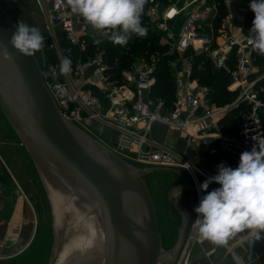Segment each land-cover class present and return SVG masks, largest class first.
I'll list each match as a JSON object with an SVG mask.
<instances>
[{
    "label": "built area",
    "instance_id": "obj_1",
    "mask_svg": "<svg viewBox=\"0 0 264 264\" xmlns=\"http://www.w3.org/2000/svg\"><path fill=\"white\" fill-rule=\"evenodd\" d=\"M156 1L148 0V3ZM35 3L46 31L45 47L35 55L44 85L61 118L83 131H92L94 125L111 133L115 143L107 140L106 145L130 162L186 171L195 187L197 205L203 195L198 191L196 170L184 153L154 137L156 126L183 138L197 159L218 157L221 164L233 168L238 166L242 152L250 151L258 140L264 139V73H259L254 65L258 53L248 43L249 34L244 26L245 17L254 16L250 3L236 17L225 4L227 14L215 36V3L169 0L171 5L163 12L158 31H163V23L166 25L185 15L177 37L168 45L170 53L175 54V60L170 63L171 104L151 97L156 85L155 56L137 57L129 68L116 72L102 48L104 43L112 42L93 30L81 16L73 14L66 0H35ZM179 3L182 6H176ZM233 51L235 67L229 69L227 61ZM202 52L208 55L215 70L230 76L232 83L227 90L236 92L237 97L229 105L217 106L209 98V90L193 78L192 58ZM64 57L72 61L69 76L59 73ZM261 58L264 60V56ZM242 105L249 110L240 114L237 132L225 134L223 121L230 111ZM194 238L192 229L173 264L188 263Z\"/></svg>",
    "mask_w": 264,
    "mask_h": 264
},
{
    "label": "water",
    "instance_id": "obj_2",
    "mask_svg": "<svg viewBox=\"0 0 264 264\" xmlns=\"http://www.w3.org/2000/svg\"><path fill=\"white\" fill-rule=\"evenodd\" d=\"M15 24L0 4V113L36 169L62 240L58 264H173L190 226L180 195L195 187L183 179L168 192L181 226L164 251L142 171L61 118L36 55L9 43Z\"/></svg>",
    "mask_w": 264,
    "mask_h": 264
},
{
    "label": "clouds",
    "instance_id": "obj_3",
    "mask_svg": "<svg viewBox=\"0 0 264 264\" xmlns=\"http://www.w3.org/2000/svg\"><path fill=\"white\" fill-rule=\"evenodd\" d=\"M66 2L73 14L81 16L114 45H127L133 35L147 37L148 29L142 24V16L148 0ZM249 7L254 19L248 43L253 51L264 56V0H251ZM14 28L9 43L18 53L33 56L45 47V36L39 28L22 20ZM71 65V59L64 57L59 73L69 76ZM217 168V174L200 185L207 194L194 208L197 213L192 225L195 235L218 246L226 245L240 233H247L251 244L260 241L264 238V139L258 140L250 151L241 153L237 167L220 164ZM213 182L220 187L207 191Z\"/></svg>",
    "mask_w": 264,
    "mask_h": 264
},
{
    "label": "crops",
    "instance_id": "obj_4",
    "mask_svg": "<svg viewBox=\"0 0 264 264\" xmlns=\"http://www.w3.org/2000/svg\"><path fill=\"white\" fill-rule=\"evenodd\" d=\"M250 2L251 0H224V4L230 6L231 13L235 17ZM6 3L10 4L8 0ZM16 3L20 4L18 0ZM0 4L4 6L2 0H0ZM176 6L182 5L179 3ZM180 16L185 18L184 14ZM254 65L259 73H264V64L260 63L258 58ZM1 117L0 113V264H7L9 260L16 258L30 246L36 215L23 190H28L29 184H35L38 178L35 176L34 167L29 160H26L28 168L19 165L24 160V149L13 135L8 134L6 123L1 121ZM153 135L158 141L168 146L173 145L175 148L178 146L185 155L189 152L190 163L201 177L202 182L199 181V184H202L208 177L217 174V166L221 164L218 157L197 159L192 147L183 138L163 126H156ZM195 153L198 154L199 151H195ZM209 186L220 187L214 182ZM206 194V192L202 193L203 196ZM185 206L188 210L190 209L188 202L185 203ZM188 213L191 223L195 215H191L190 211ZM179 219L181 217L178 213L175 219L171 218L172 227L177 225ZM173 230L171 228V231ZM249 241L250 237L247 233H240L226 245L218 246L201 240L195 235L187 264H264V238L253 244Z\"/></svg>",
    "mask_w": 264,
    "mask_h": 264
},
{
    "label": "rangeland",
    "instance_id": "obj_5",
    "mask_svg": "<svg viewBox=\"0 0 264 264\" xmlns=\"http://www.w3.org/2000/svg\"><path fill=\"white\" fill-rule=\"evenodd\" d=\"M2 1L4 2V4H2L4 6L2 7L12 17L15 23L22 20L25 23L29 24L30 26H35L39 28L42 34L46 37L45 25L41 17L39 16L38 11L35 8V6H37L35 0H18L20 3L19 5L16 3V0L15 1L8 0L10 4L6 3L7 0H2ZM168 5L169 6L171 5L169 4V0H158L153 4L147 6L146 15L150 20L151 29L157 30V25H162L161 16L168 7ZM183 22H184V17L180 16L179 18H176L175 20H173L170 23H167L166 25L163 23V31H161L163 32V37L161 39L162 44L169 45L173 42V40L177 37V34L179 33ZM214 26L215 24H213V27ZM220 27H221V23L218 28ZM39 52H37V54ZM1 118H2L1 121L6 123L8 134L13 135V137H15V140L17 141L16 136L12 132L11 128L8 126L3 116ZM92 128H93L92 131L89 132L84 131V132L90 135L100 144L109 147L106 145L105 142L109 141L111 144L115 143V138L111 133L99 129L97 126L94 125L92 126ZM97 134H100V138ZM170 147L175 148L173 147V145H170ZM176 149L180 151L179 149L181 148H178L177 146ZM23 152H24V160L21 161L19 165L23 166V168H28L26 160H29L30 162L31 160L27 155L26 151L24 150ZM185 156H187L186 157L187 160L190 161V159L188 158V156H190L189 152ZM122 159L126 163L133 166L134 168L142 171L141 178L148 187L149 193L151 195L154 204L156 218H157L158 232L161 239V247L164 251L171 250L177 240L178 232L181 226V219H179V222L177 221L176 226L172 227L173 225L171 218L175 219L177 213L168 203L167 200L168 192L175 185L181 183L183 179L187 180L190 183L191 182L190 177L188 176L187 172L184 170H175L168 168L150 169L145 167L144 165L130 162L124 158ZM33 171L35 176L38 178L35 168H33ZM196 176L198 178V181L202 182L198 172H196ZM23 191L27 195V198L29 199L32 207V211L36 215V220L34 222L33 237L28 249L23 251L16 258L11 259L9 261L7 260L8 261L7 264H56L57 261L62 262L60 260L61 256L59 257L58 260L59 244L62 243V240L60 236L57 234V229L52 219V214L49 208V204L47 202V198L41 187V183L39 179L35 184L33 183L31 185L29 184L28 190L26 189ZM180 196H181L180 202L184 205L185 203L187 204L188 202V204H190V209L189 210L187 209L188 212L190 211L191 215L193 216L195 215L193 222L190 223V229L188 231L189 233L193 229L192 225L197 215V213H195L194 211V208L198 206L197 197H196V193H192V192H186ZM93 221H91L90 217L86 220L85 226H87L89 232L91 230L93 231L92 229L94 227V226L92 227V224H94ZM171 228L174 230L171 231Z\"/></svg>",
    "mask_w": 264,
    "mask_h": 264
},
{
    "label": "trees",
    "instance_id": "obj_6",
    "mask_svg": "<svg viewBox=\"0 0 264 264\" xmlns=\"http://www.w3.org/2000/svg\"><path fill=\"white\" fill-rule=\"evenodd\" d=\"M216 4L217 11L214 19V34L224 19L227 12L225 9L224 0H210ZM147 2L142 16V24L148 29L146 38H140L135 35L129 40L125 46L114 45L106 42L102 45L108 63L116 72L127 69L131 66L135 58L145 57L149 59L150 56H155L158 60L156 65V85L151 91V97L155 99H163L168 104L173 102V79L170 68V63L175 60V54L170 53V48L166 44H162L161 39L163 32L150 28V20L146 15ZM180 17V16H179ZM178 17V18H179ZM254 16L248 15L245 17L244 26L246 33L252 27ZM182 20V19H181ZM183 24V23H182ZM214 36V37H215ZM235 51L231 53L227 61L229 69L235 67ZM258 61L264 63V60L258 54ZM193 78H195L199 85L209 90V98L217 106H225L232 103L237 93L228 91V86L232 83L230 76L225 71H217L213 68L210 58L206 53H199L193 56ZM253 79V76L250 77ZM249 108L242 105L233 109L223 121V131L225 134H234L239 127V117L243 112L248 111Z\"/></svg>",
    "mask_w": 264,
    "mask_h": 264
},
{
    "label": "bare ground",
    "instance_id": "obj_7",
    "mask_svg": "<svg viewBox=\"0 0 264 264\" xmlns=\"http://www.w3.org/2000/svg\"><path fill=\"white\" fill-rule=\"evenodd\" d=\"M199 192H200V189L198 190ZM200 203V202H199ZM62 261V260H61ZM60 262V261H59ZM61 263V262H60ZM56 264H58V261H57V263Z\"/></svg>",
    "mask_w": 264,
    "mask_h": 264
}]
</instances>
